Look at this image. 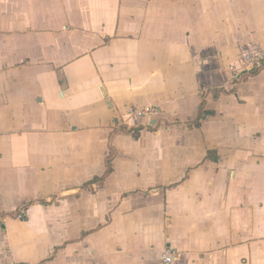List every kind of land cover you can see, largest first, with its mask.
<instances>
[{
	"label": "crops",
	"instance_id": "0c3cea01",
	"mask_svg": "<svg viewBox=\"0 0 264 264\" xmlns=\"http://www.w3.org/2000/svg\"><path fill=\"white\" fill-rule=\"evenodd\" d=\"M167 248L264 264V0H0V264Z\"/></svg>",
	"mask_w": 264,
	"mask_h": 264
},
{
	"label": "built area",
	"instance_id": "2783aa9c",
	"mask_svg": "<svg viewBox=\"0 0 264 264\" xmlns=\"http://www.w3.org/2000/svg\"><path fill=\"white\" fill-rule=\"evenodd\" d=\"M247 63H253L254 60L251 57H246ZM158 112V109L155 107H150L142 110H133L130 109L129 113L132 115H135L137 117H150L152 115H155ZM25 212L24 210H21L17 213L16 219L23 220L24 219ZM178 252L173 248H167L164 250L161 256V264H174L178 259Z\"/></svg>",
	"mask_w": 264,
	"mask_h": 264
},
{
	"label": "trees",
	"instance_id": "16d2710c",
	"mask_svg": "<svg viewBox=\"0 0 264 264\" xmlns=\"http://www.w3.org/2000/svg\"><path fill=\"white\" fill-rule=\"evenodd\" d=\"M258 70V67L254 68L251 70V73H255Z\"/></svg>",
	"mask_w": 264,
	"mask_h": 264
}]
</instances>
